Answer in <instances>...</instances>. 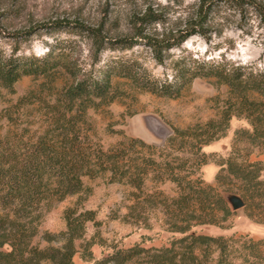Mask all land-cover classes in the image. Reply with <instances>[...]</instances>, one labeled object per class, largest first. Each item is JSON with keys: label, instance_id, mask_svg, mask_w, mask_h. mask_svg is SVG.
<instances>
[{"label": "trees", "instance_id": "1", "mask_svg": "<svg viewBox=\"0 0 264 264\" xmlns=\"http://www.w3.org/2000/svg\"><path fill=\"white\" fill-rule=\"evenodd\" d=\"M211 6L209 0H199L195 18L158 35L147 27L161 21L162 15L150 8L131 18L130 34L112 39L90 29L89 35L96 54L104 43L130 48L141 40L162 63L164 51L203 32ZM74 25L83 31V24ZM173 71L170 79H159L137 61H112L95 73L64 63L53 52L0 54V85L11 93L24 76L42 79L0 111V121L6 119L10 126L0 135V264H74L76 256L91 264H264V238L203 231L205 226L230 228L225 223L233 214L225 199L230 191L244 199L245 208L254 204L257 212L248 216L264 223V72L185 57L174 62ZM65 74L71 80L59 85ZM116 78L169 98L181 96L196 78H216L228 87V96L217 118L175 127L160 144L119 131L122 138L105 148L90 111L109 113V106L124 95ZM234 117L249 125L236 131V141L244 140L263 158L252 160L250 151L239 162L235 148L220 164L216 184H209L201 173L208 162L203 147L226 136ZM99 177L131 187L132 204L121 220L138 229L169 234L162 246H147L152 237L146 234L130 245L108 244L98 230L87 237L89 224L98 228L101 221L94 209L84 206L93 194L86 179ZM149 182L155 186L149 188ZM166 182L175 185L176 195L160 188ZM71 196L76 201L63 212L65 229L45 232L47 245L36 244L44 211ZM95 245L104 249L98 257Z\"/></svg>", "mask_w": 264, "mask_h": 264}, {"label": "rangeland", "instance_id": "2", "mask_svg": "<svg viewBox=\"0 0 264 264\" xmlns=\"http://www.w3.org/2000/svg\"><path fill=\"white\" fill-rule=\"evenodd\" d=\"M209 1L212 3L211 12L203 32L190 36L180 47L164 51L165 58L159 63L152 49L141 40L130 48H114L104 43L96 54L97 48L89 31L99 29L112 39L125 36L132 31L131 18L150 8L162 15L161 21L147 27L151 34L158 35L168 29L182 28L189 19L195 18L199 0H0V54L10 55L17 51L22 56H43L53 52V56L62 62L74 63L82 71L93 69L95 73L112 61H137L151 76L159 79H170L174 62L184 57L215 64L244 65L255 72H264V0H249L252 3L246 0ZM75 23L83 24V31L75 28ZM70 80L65 74L58 84ZM41 81L24 76L16 83L15 93L0 85V111ZM115 82L124 90V95L109 106V113L90 111L105 148L122 138L119 131L148 143L160 144L175 127L187 128L217 118L220 106L228 96V87L216 78H196L177 98L140 91L124 78H116ZM9 127L8 121L2 119L0 135H4ZM242 128H249L247 121L234 117L226 136L203 147L208 162L201 173L207 183L216 184V176L222 167L220 164L232 155L235 148L240 153L239 162L250 151L252 160L263 158L244 140L236 141L235 133ZM227 181L240 184L238 179L232 181L228 178ZM86 184L93 188V194L84 206L94 209L101 221L98 228L89 224L87 237L98 230L108 244L130 245L141 240L142 234L152 237L147 246L159 247L167 241V233L138 229L121 220L120 216L128 212L132 204L130 186L108 183L103 177L86 179ZM148 186L155 185L149 182ZM160 188L169 195H176V187L171 182ZM75 201L76 196H71L55 202L44 211L40 232L34 238L36 244L47 245L43 238L45 232L58 233L65 229L63 212ZM255 208L253 204L249 209L232 210L233 214L225 222L231 225L230 228L205 226L203 231L212 235L236 233L249 234L255 239L264 238V223L248 216V212H257ZM101 250L103 253L104 249L98 245L93 247L97 257ZM74 264L91 263L76 256Z\"/></svg>", "mask_w": 264, "mask_h": 264}, {"label": "water", "instance_id": "3", "mask_svg": "<svg viewBox=\"0 0 264 264\" xmlns=\"http://www.w3.org/2000/svg\"><path fill=\"white\" fill-rule=\"evenodd\" d=\"M225 199L230 204L233 211L244 208V206H245L244 199L236 193H226Z\"/></svg>", "mask_w": 264, "mask_h": 264}]
</instances>
